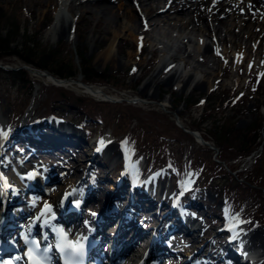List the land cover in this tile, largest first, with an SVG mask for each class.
<instances>
[{
	"label": "rangeland",
	"instance_id": "rangeland-1",
	"mask_svg": "<svg viewBox=\"0 0 264 264\" xmlns=\"http://www.w3.org/2000/svg\"><path fill=\"white\" fill-rule=\"evenodd\" d=\"M43 1L0 0V34L3 39L7 37V40H9L10 38L11 43L8 50L17 52V54L13 52L8 57H3L0 60V65L20 70L19 68L24 65L20 56H23L28 57L35 63H43L42 65H46L45 67L52 68L54 74H62L61 68L69 66L67 69L75 71L76 76L82 75L79 67H87L86 69L89 72L100 73L102 78L106 80L102 85L92 82L88 86L93 90H102L115 103L106 102L96 96L93 97L78 85L70 82L68 78H61L62 80H66L63 84H51L47 77L44 78L36 72L34 73L37 69L29 66L33 71H27L28 77L35 83L31 102L26 99L25 87L20 89L17 80L13 82L7 77L0 75V116L3 117L5 124L13 123V120L17 116H22L25 111L27 118L30 116L29 121L53 112L61 116L63 121H66L62 122L65 124L62 128L66 129L68 126L74 130L76 129L77 133L82 135V138L84 137V131H92L89 140H91L90 142L95 141L97 143L92 148L98 145L106 147L108 144L106 145L104 142L101 145V141L106 140L112 144V135L116 133L114 131V122L109 121V119L111 116L116 115L115 112L121 110L124 120L121 125L122 131L117 132L120 136L123 131L132 130L135 132L137 124L141 125L144 123L147 130H149V134H142L141 136L143 138L159 136L162 140L164 138L162 143H165L167 139L168 143L169 141H173L170 144H173L175 158L180 156L181 150L185 153L193 151L198 156L203 154L200 150H204L207 147L209 149L214 148L213 137L216 135L214 131L215 127L218 129L233 128L237 131H247L257 127L258 131H256L253 138H257L260 147L264 144V51L259 52L258 50L261 42L264 46L262 35L258 39L254 41L252 39L251 41L248 38L247 32H240V27L234 28L232 26L230 28L231 35H238L236 39L245 44H241L240 48L234 46L233 37L229 35L228 40L231 41L223 43L227 51H225V55L222 58L216 57L214 51L203 55L202 51L197 52L193 47H188L185 50L186 48L182 46L183 43L179 40L178 33L173 32V29L179 30L175 22L176 14H164L165 16H171L172 19L174 18V21H169V24L167 23L166 26L161 24L155 30L150 29L149 38L147 39H143L142 35H136L134 39L130 33H126V36H117L116 43L114 44V53L112 54L114 62L106 61L103 63L99 55L119 30L120 25L118 22L122 21L121 19L129 21L130 15H127L129 14L127 13L128 9L125 10V8H128L132 4L131 1L121 0L114 4L110 3L109 0L93 2L86 0L76 1L75 6L77 10L75 13H69V17L73 16L71 18L73 23L70 26L66 25L64 35H56L55 37H52L54 36L52 35V29L56 24L58 10L55 7V3L46 5ZM71 2L69 0L67 4L71 5ZM161 2L158 4V7L161 5ZM223 2L228 3L226 0ZM111 22H113V25H110ZM135 22L137 28H140L139 22L141 21L137 19ZM207 24L209 25V23ZM74 25H76V32L73 31ZM131 25L132 23H129V26ZM251 30L253 29L251 28ZM254 30L256 33L261 32L260 27ZM180 31H183V29H180ZM188 32L189 29L186 33ZM223 36H225V32H222ZM203 42H209V38L205 36ZM141 45L142 47H140ZM160 49L165 52L172 49L171 52L178 53L179 59L184 58L185 74L176 81L177 84L175 85L172 83L168 85L160 83L173 73L174 68L172 69V67L164 69L154 78L161 67ZM186 51L190 52L191 59H188L189 56L185 53ZM133 54H135V57L131 58ZM236 54L241 56V61L232 60V56ZM179 59H175L174 63L179 62ZM170 61H173V59H170ZM191 62L197 67L199 78L204 82L209 81L202 90L195 89L194 83L184 86L187 76L193 73ZM219 66L221 71L220 73L218 72L219 75L217 76V74L215 75L212 72L213 69L215 70ZM40 71L38 69V72ZM252 74H257L258 77L262 78L258 91L255 81L252 83V80H254ZM152 78H154L155 82L152 83L151 87L143 90L144 85H147ZM107 80L112 83L108 84ZM235 80H237V83H234ZM80 81H82V77ZM216 87L218 90L211 93L210 91ZM227 89L230 93L224 94L223 91ZM231 90L242 93L244 95L243 98H246L243 109L240 111L237 105L233 106L229 105V103L226 105L227 99L224 98L232 96ZM133 100L138 101L133 103ZM81 102H88L89 111L90 113L93 112V115H98L99 113L106 114L105 126L104 124L102 126L95 123L92 119H86L88 122L84 123V126L80 128L77 123L82 118L79 115L81 114V110L80 106H77V103ZM212 107L217 108L218 111H208V114L206 110L209 108L213 109ZM131 113L140 121L138 122L136 119H133L134 121L131 120ZM203 117L207 118V120L202 124L200 121ZM191 125H196L197 129H193ZM183 127L185 130H189L200 136L202 141L208 143L211 147L204 144L200 145L198 143L200 141L190 134H187L188 137L185 140L181 136V133L185 134ZM260 147L251 155H256L255 157L249 156L241 160L236 159L237 161L224 160L221 163L227 168L234 163V167L235 165L237 167L239 164L240 167L245 169H255L256 173L257 170H261V174H264V153L260 158ZM110 148H112L111 161L101 158V164L103 162L104 164L108 163V165L101 166L102 169L96 165L88 178L108 175L112 180L114 179L113 170L109 168L106 171L103 168L105 166L109 167V162L112 165L113 160H117L116 164L119 162L117 158L121 155V149L120 145H116L115 143ZM107 149L105 148L104 154L107 152ZM76 150L81 151V148L80 150ZM70 151L71 154L75 155L74 149H70ZM79 155L81 154H78V157ZM216 156L217 154L215 155L214 153L209 154V161H218ZM256 157L260 159L257 162H255ZM59 164L61 165L62 162L50 158H45L40 163L38 162L40 167H51V170L54 168L57 174H64V172L59 171ZM186 177L190 186H194L195 179L193 176L186 175ZM59 179L63 178L59 177ZM69 180L68 178H64L63 181L61 180V185L64 184V181L66 183ZM172 183L173 181L169 184V180L165 176H157L155 184L150 183L148 186L154 192L155 190H159L160 193L163 192L165 194L174 186ZM219 183L220 187L222 182L217 179L215 185L213 184L209 190L200 194L201 197L198 196L196 198L197 201L203 199V203L207 207H211L209 212L223 210V201L216 192L218 188L216 185ZM257 185L255 186L258 194L257 197H259L260 201L264 202V180L260 182L258 179ZM160 188H163V190L161 191ZM243 192L247 191L242 190ZM207 207L204 209L205 212L208 210ZM88 212L86 210L85 215ZM197 213H200L197 214V217L203 216L202 212ZM140 222L139 217V224ZM201 228L202 230L205 229L204 226H201ZM255 230L261 231L264 234V225L259 226L258 224L250 223L239 228V231L246 232L248 235ZM208 241L210 242V240ZM211 241L215 243L213 246L218 250L217 252L223 251L219 240L211 238Z\"/></svg>",
	"mask_w": 264,
	"mask_h": 264
},
{
	"label": "bare ground",
	"instance_id": "bare-ground-1",
	"mask_svg": "<svg viewBox=\"0 0 264 264\" xmlns=\"http://www.w3.org/2000/svg\"><path fill=\"white\" fill-rule=\"evenodd\" d=\"M68 1L69 0H44L43 1L44 4H46V5L55 3V7L58 10V13L56 15V24L54 25V27L52 29V31H53L52 35H54L52 37H55L56 35H58V36L64 35L66 25L70 26L73 23V20H71V18L73 16L69 17V13L70 12L75 13V11L77 10L75 3H76V1L79 2V0H71L73 2V3L71 2V5L69 3H68L69 5L67 4ZM86 1L93 2V1H100V0H86ZM101 1H104V0H101ZM120 1L121 0H117V2H120ZM127 1H131V0H127ZM136 1L138 2V6L133 2L128 8H125V10L128 9L127 13H129V14H127V15H130L129 21H125L124 19H121L122 21H119V22L117 21L118 24L120 25L119 30L114 34L113 39L110 40V42L107 44L105 49L99 55V58L103 63L106 61L114 62V58H113L112 54L114 53V44L116 43L117 36L125 35L126 33H130L134 37V39H135L136 35H142L143 39H147V38H149L148 37L149 31H151L153 29L155 30L156 28H159L161 26V24L163 26H166L169 21H174V18L172 19L171 16H165L164 12L159 13V10L163 7L164 1L166 4H168V9L165 11V13L172 12V13L176 14L175 22H176V25L179 27V30L176 31V29H173L174 30L173 32L178 33L179 40L181 43H183L182 46L186 48L185 50H187L188 47H193L195 49V51H197V52L202 51L203 55H205V54H210L211 51L215 52V48H216V50L219 51L222 56H224L225 55L224 53H225V51H227V49L225 48V46H223L224 45L223 43L231 41V40H228L229 35L231 37H233L232 38L233 42H234L233 45L240 48L241 44H245V43H242V41H238L236 39V38H238V35H231L230 28L232 26H234V28L240 27V32H247L248 38L251 41H252V39H253V41L255 39H258L261 35H262V39L264 40V33H261V32H264V6H262L260 3L258 5H255V4H252V3L249 4L248 2H246V5H242L238 8H236L232 4L230 5L229 3H224L223 0H168V1L167 0H136ZM160 1H162V2H161V5L158 7V4L160 3ZM213 1H215V2L212 4L211 2H213ZM81 7H83V6H81ZM254 14H256V16H253ZM123 18H124V16H123ZM259 18H260V20H259ZM137 19L139 21H141V22H139L141 25L140 28H137V24H135L136 23L135 21ZM143 21H145V25H144ZM129 23H132V25L129 26ZM207 23H209V25ZM110 25H113V22H111ZM257 27L261 28V32H259V33L255 32L254 29H257ZM251 28L253 30H251ZM180 29H183V31H180ZM188 29H189V32L186 33V31ZM134 31L136 32L135 34H134ZM222 32H225V36H223V37H222ZM226 35H228V36H226ZM205 36L209 38V42H207V43L203 42V38ZM171 50L172 49L168 50V52H165L162 49L159 50V53L161 56V61H160L161 67H160L158 73L156 74V76L154 78H156L159 75V73H161L164 69L169 68V67H172V69L174 68L173 73H171L168 77H166V79H164L160 82L163 85H168L171 83L173 85H175V84H177L176 81L179 78H182L183 75L185 74L184 58L179 59L180 57H179L178 53H173V52H171ZM258 50H259V52L264 51V46L262 45V42L259 44ZM185 53H187V55L189 56L188 59H191L190 52L186 51ZM134 55L135 54H133L131 56V58H134L135 57ZM233 58L239 60L241 58V56L236 55ZM170 59H173V61H170ZM175 59H179V62H177L176 64L174 63ZM191 64L193 67V73H191L189 76H187V80H185L184 86L191 84V83H194L195 89L202 90L203 87H205L208 84L207 82H209V81L207 80L206 82H204L203 80H201L199 78V72L197 71V67L194 66V63L191 62ZM79 70H80V67H79ZM220 71L221 70H220V66H219L215 70L213 69L212 73H215V75L217 74V76H218ZM42 77H44V76H42ZM81 77H82V75H77V77L75 79L73 78L72 81L70 80V82L78 85L79 87L84 89V91L89 93L90 95L96 96L98 98H102L104 101L109 102V103H115L112 100V98L110 96L105 95L102 90H93L91 88L81 86L80 85L81 84V81H80ZM44 78H46V77H44ZM154 78H152L147 85H144L143 90H146L148 87H151L152 83L155 82ZM48 79H49V77H48ZM59 80H60V82H59L60 84H63L65 82V81H61L62 79H59ZM234 83H237V80H235ZM157 87H158V85H157ZM137 101L138 100H133V103H136ZM55 126L57 128H55ZM35 127L38 128V130H37L38 132H39V130L44 132V133H40L39 136L37 135L38 139L36 140V143L41 145L42 148H44V146L56 147L57 145L60 148L62 146L70 147L71 145L74 148H78L76 145H79L81 148V151L74 150L75 151L74 154L75 155L77 154L76 156L73 154H70L68 156V158L65 159L66 160L65 162L68 163V165H69L65 169L66 170L65 177L70 178V180H69L70 182L66 181V183H65V181H64V184L61 185L62 181L64 180V179H61L62 181H60L59 186L51 187L52 189H51L50 193H52V194H49L48 197H46V198H42V199L40 198L41 199L40 203L43 204V206H45V204L51 205V206H53V208H56V206H60V204L59 205L55 204L56 199L58 200L60 197L65 196L66 195L65 193L68 192V189L70 190V188L74 187V184L77 182V180H80L81 177H82V180L80 183H81V187H83L82 193L83 194H85V193L90 194V192L88 190L89 188H87V186H90V184L87 183V180H90V179H86L84 173L86 171H88L89 167L94 165L95 162H98V163L101 162L100 159L95 156L98 153L103 156L102 158H104L108 161L109 160L111 161L110 156L112 155L111 154L112 148H110V146L112 144L110 142L104 140L103 142H105L106 145L108 144V146H106V145H105L106 147L99 146L101 150H100V152L99 151L97 152V151H95L94 148H92L93 145H90L89 147H87L85 145V142L82 138V135L78 134L77 133L78 131L76 129L74 130L71 127L69 128L68 126L66 129L65 128H58V126L56 125V123H54V121H53V123H50L48 130H46V129L43 130L42 125H35ZM179 128L182 129L181 126H179ZM19 129L21 131H24L25 129H27V124H25V122H24L23 124H21L19 126ZM183 129H185V128L183 127ZM0 130L7 132V135L10 134V130H9V128H7V125L5 124L3 117H1V116H0ZM6 136L0 135V140H3V138H5ZM66 137H69V140L66 139ZM198 140L200 141V139H198ZM105 148H108V149L106 150L107 152H105V154H104L103 152H104ZM78 150H80V149H78ZM260 150L262 153H264V146L263 145H261ZM78 154H81V155H79V157H78ZM117 157H118V155H117ZM117 159L121 160V156L118 157ZM81 160H83L84 163H82ZM136 163H139V161ZM136 163H132V164H135L132 166L133 169L131 168L133 171H136L137 169L141 168V165H138ZM82 164H84V165L86 164V170L85 171L83 170ZM115 164H116L115 160H113L112 165L109 162V167L113 171H114V168L116 169V167L114 166ZM78 168H79V170H77ZM106 171H107V169H106ZM245 171H250V170L247 168L245 169V168L241 167V168L236 169L233 174L234 175L235 174H241V173H244ZM79 172H81V173L79 174ZM20 173L26 174L25 170H22V169H21ZM7 175H5V177L0 178V180L3 181V179H5L7 181V183H12V181L13 182L16 181V178L13 177L11 173L8 172ZM115 176H116V179H121L122 174L118 173V174H115ZM32 179L35 180L34 183H36V182L44 181L45 177H42V176H40L39 173H37L36 175L35 174L33 175ZM46 179H50V181H54L55 183L58 181L57 178L56 179L46 178ZM109 180H110V177H108V175H103V177H100V179L97 178L95 180L96 186L93 189L92 200H93V198L94 199L97 198L98 202H96V204L101 203L104 205V207H110V206L115 205V209H117V208H119V210L123 209V210H125V212H126V208H128L127 204L129 203V209H130L131 213L134 214L136 212V210L134 209V207H132L133 206L132 202H136L137 205H139L138 201H137V197H134V191H131L130 188H128V186L122 185V184H119L118 187L114 188L112 186V184H109V182H108ZM121 180H123V179H121ZM139 181H141V179H140L139 175H137L136 181H135L136 187L141 185V183ZM38 185H39V183L38 184L36 183V188H38L37 187ZM133 187L131 189H133ZM160 190L162 191V188H160ZM36 191H38V189ZM129 191H131V193ZM156 192L160 194L159 190H157ZM114 195L118 196V197H123L124 201L120 202V203L114 202L115 200L114 201L112 200ZM154 197H156L155 194H154ZM154 205H155V202H154V200H152V201L146 202L144 205H142L141 209L143 210V212H149L150 208L154 207ZM157 208H158V206L156 207V209ZM153 212L154 211H152V214L150 215V217L146 218V220L147 219H155V217L157 215L154 214ZM131 213H126V215H128V217H127L128 219L132 218ZM104 217H105V222H107V224L108 223L112 224V222L117 223V220H115V218H113L111 216L107 215ZM104 217L101 216L99 221H104ZM118 221L121 222L122 221L121 218L118 219ZM130 225H131L130 228L134 227L136 225L135 221H132L130 223ZM100 226H101V224H100ZM112 228H114V227H111V229H109V230H110V233L113 235V229ZM191 229L192 228H189V231H191ZM135 230L137 232L135 234L136 235L138 234L139 236H137V237L133 236L132 241H134V240L136 241L137 239H140L139 237L142 238L141 243H142V241L148 240L147 237H148L149 233L143 234L144 232L143 233L138 232L136 227H135ZM192 231H194L193 236L197 237L195 231L199 232L201 230L192 229ZM177 235H179V233ZM122 236L126 237L127 233L125 232L123 234L122 233L116 234L114 236L113 240H118ZM242 237L246 240V246H247L244 248V250L247 253H250V255L249 254L247 255L249 258H246L248 263L253 259V257H255L257 255L256 253H260L259 257L264 256V234L261 231L255 230L254 232L251 233V235H249V236L248 235H242ZM184 239L188 240L187 238H184ZM190 239H191V237H190ZM196 239L197 238H194L193 241L195 242ZM196 243H198V242H196ZM139 246L140 245L136 242L133 244V246L131 248L130 247L127 248L122 259H124L126 257V255L128 253H130L131 251L136 250V252H138L137 250L142 248V246L140 248H138ZM247 250H251V251H247ZM245 251H242V252H245ZM166 254H167V252L164 255H166ZM170 254L172 255L173 253L171 252ZM242 261L244 262V260H242Z\"/></svg>",
	"mask_w": 264,
	"mask_h": 264
},
{
	"label": "trees",
	"instance_id": "trees-1",
	"mask_svg": "<svg viewBox=\"0 0 264 264\" xmlns=\"http://www.w3.org/2000/svg\"><path fill=\"white\" fill-rule=\"evenodd\" d=\"M3 37L0 34V60L4 57H8L10 54H12L14 51L8 50L9 44L11 43V40H7V37ZM17 54V52H14ZM21 60L23 61L24 65L30 66L32 68L39 69L41 71H46L49 74L53 75L54 77L58 79H73L77 76L75 75V71L67 69V68H61V73H53V69L50 67H45L46 65H42L43 63H35L28 57L20 56ZM48 66V65H47ZM87 67L81 68L80 67V73L82 74V81L86 84H90L92 82H96L100 85L104 84L106 80L102 78L101 74H98L97 72L91 71L89 72ZM61 72V71H58ZM0 75L5 76L8 79H10L13 82H18L20 89L24 88L26 99L27 101H30L33 97L34 93V87L35 83L29 79L28 72L24 69L20 70H3L0 69ZM62 76V77H61ZM97 80V81H95ZM108 84H111L109 80H107ZM230 93L229 91H224V94ZM232 93V92H231ZM32 96V97H31ZM234 96L232 93L231 97L224 98L227 99L226 105L229 103V105L238 106L239 111L243 109L244 102L246 98H241L238 102L236 101L234 104H232L231 98ZM88 102H81L77 103V106H80L81 110V116L85 119H92L95 122H101L105 126V118L107 119L106 114L99 113L98 115L92 114L89 111V105H87ZM213 108V107H212ZM121 109V108H120ZM123 110V109H122ZM124 111V110H123ZM208 111H218L217 108L213 109H207ZM125 112V111H124ZM53 112H50L52 114ZM116 115L111 116L109 121L114 122V131L116 132L115 135L119 136L120 134L117 132H121V125L124 120L123 112L120 110L118 112H115ZM126 113V112H125ZM209 114V113H208ZM209 116V115H208ZM136 119V121H140L137 117H135L131 113V120ZM207 118H202L200 123L203 124L204 121H206ZM134 121V120H133ZM137 124V123H136ZM138 128L136 127L135 132L130 131H123L122 136H127L128 142L132 144L133 149L135 150V153H144L147 155H154L153 158V164L160 166L164 161L162 160L164 157L163 151H166L165 149L161 150V146L163 145L162 139L158 136H148L146 138H143L141 135L143 134H149V130H147V127L144 125V123L137 124ZM192 126V125H191ZM193 129H197L196 125L192 126ZM216 135L213 137L214 140V146L218 149V153L216 156V161H209L208 155L215 152L208 147L204 150H200L203 154L196 155L194 152H191L193 159L192 166L194 168H197L202 176V178H205L204 180V187H207L209 185H215L216 180L221 181V186L219 187L220 183L216 185L217 191L219 194L226 200V202L233 208V210L241 211L243 210L244 217L243 220L247 221H256L258 225H264V202L260 201L259 197H257V191L256 187L258 179L260 182L264 180V174H261V170H257V173L255 172V169L250 171H245L241 174H233L236 169H238L239 165L234 167L233 165H230L228 168L225 167L221 162L224 160H233L236 161V159H245L247 156L251 155V153L255 152L258 147H260V143L257 142V138H253L255 136L256 131H258V128H251L247 131H237L233 128L229 129H218L215 127ZM125 132V133H124ZM185 133V132H184ZM181 136L186 140V137L188 135L182 134ZM264 146V144H263ZM163 147V146H162ZM209 149V150H208ZM262 152L260 154V158L262 156ZM256 158L255 162L260 160ZM165 158V157H164ZM197 160V161H196ZM232 166V167H231ZM255 173V174H254ZM262 177V179H261ZM201 180V179H200ZM241 180V181H240ZM211 185V186H212ZM242 190L247 191L243 192ZM264 192V191H263ZM264 195V194H263ZM244 208V209H243Z\"/></svg>",
	"mask_w": 264,
	"mask_h": 264
},
{
	"label": "snow or ice",
	"instance_id": "snow-or-ice-1",
	"mask_svg": "<svg viewBox=\"0 0 264 264\" xmlns=\"http://www.w3.org/2000/svg\"><path fill=\"white\" fill-rule=\"evenodd\" d=\"M0 135L6 136L7 132H4L3 130H0ZM103 141H101V145H103ZM101 150L100 148L97 149V151ZM34 175V174H33ZM29 179L32 178V175L28 177ZM75 191V190H74ZM69 194H66V197ZM52 212V206L45 204L44 210L41 212L40 216L37 217V220H40L41 218L44 219V223L47 224V214ZM95 215V213H93ZM54 218V215L51 217ZM57 235L60 237L59 243L56 245V247L59 249L61 253L65 255L66 264H79L80 259L83 256L84 253V244L82 242L83 238H77L75 240H70L66 234L63 233V230H57ZM49 251L48 248H45L43 250V253H40V249L37 246L35 248V252L37 255H32L33 249H29L28 255L31 257V264H49L47 252ZM41 255L43 258H41ZM20 259V258H17ZM10 264H14V262H10Z\"/></svg>",
	"mask_w": 264,
	"mask_h": 264
},
{
	"label": "water",
	"instance_id": "water-1",
	"mask_svg": "<svg viewBox=\"0 0 264 264\" xmlns=\"http://www.w3.org/2000/svg\"><path fill=\"white\" fill-rule=\"evenodd\" d=\"M49 79H51L54 83H58V80H56V79H54V78H52V77H49ZM83 86H85V85H83ZM88 87V86H87ZM88 88H90V87H88ZM190 133V132H189ZM191 135H193L194 137H196V138H198V139H200V143L201 144H206V143H204L203 141H202V139L200 138V137H198V135H196V134H194V133H190ZM202 141V142H201Z\"/></svg>",
	"mask_w": 264,
	"mask_h": 264
}]
</instances>
